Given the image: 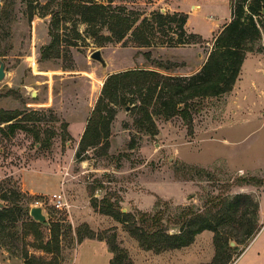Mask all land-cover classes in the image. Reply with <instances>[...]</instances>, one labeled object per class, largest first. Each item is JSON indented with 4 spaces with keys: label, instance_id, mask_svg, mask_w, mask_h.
<instances>
[{
    "label": "rangeland",
    "instance_id": "1",
    "mask_svg": "<svg viewBox=\"0 0 264 264\" xmlns=\"http://www.w3.org/2000/svg\"><path fill=\"white\" fill-rule=\"evenodd\" d=\"M46 3L0 0V63H5L6 71L0 81V110L14 116L9 122L0 121V188L11 197L15 190L25 194L16 200L23 211L10 223L14 224L11 230L23 238L34 206L43 207L49 220L61 225L59 255L38 247L52 237L47 225L40 227V238L33 233L25 238L32 254L47 260L55 257L60 264H110L113 254L106 241L107 247L89 242L78 247L77 229L82 226L85 230V222L78 226L71 223L64 195L69 187L76 198L80 189H86L90 202L93 191L99 203L105 197L117 210L135 214L162 211L168 219L179 214L180 207L204 209L215 196L251 191L257 199L252 190L264 191V182L257 180H264V174L251 175L240 166L264 167V33L257 45L262 51L248 53L239 81L230 92L193 101L192 130L180 115H156L157 133L150 135L135 124L134 104L122 105L111 124L109 148L99 145L85 152L83 160L76 159L107 77L133 68L175 76L195 72L207 60L215 35L231 17L230 0L114 2L143 15L155 10L186 12L187 30L200 34L202 43L140 46L130 35L120 42H102L80 23L82 35L77 39H72L69 24L62 27L64 39L73 40L74 45L63 41L59 53L44 55V47L51 42L52 15L44 7ZM101 33L109 34L106 29ZM97 49L102 51L106 67L91 57ZM244 107L250 109L244 113L248 121L233 124L243 117ZM11 124L16 126L13 131ZM56 194L61 195V207ZM76 203L74 209L83 214L86 202ZM104 218L96 231L110 239L116 235V243L128 254L122 264H212L216 251L210 230L196 235L188 247L157 253L141 247L114 217ZM108 220L119 225L111 227ZM168 226L170 233L177 230L173 223ZM0 263L26 264L1 246Z\"/></svg>",
    "mask_w": 264,
    "mask_h": 264
},
{
    "label": "trees",
    "instance_id": "2",
    "mask_svg": "<svg viewBox=\"0 0 264 264\" xmlns=\"http://www.w3.org/2000/svg\"><path fill=\"white\" fill-rule=\"evenodd\" d=\"M115 0H47L45 8L50 9L51 42L44 47L46 54L60 52L63 41L74 45L73 40L64 39L62 27L71 26L74 36L81 37L79 24L85 23L87 31L98 34L102 42L123 41L130 37L140 46L179 47L202 43L203 38L196 32L187 30L189 15L183 11L162 12L155 10L143 15L139 10L129 9L124 4H115ZM53 5V8L50 6ZM231 17L213 39L207 60L201 68L189 75H166L158 70L133 68L110 74L88 120L85 131L76 151V159L83 160L84 153L99 145L109 148L111 124L116 116L117 108L122 105L134 104L132 111L138 117L135 124L148 134L157 133L156 115L167 118L180 115L187 125L193 128L194 100L207 97H220L230 92L241 75L242 66L248 53L262 51L257 48L264 33V0H230ZM33 12L31 11V17ZM106 29L109 34L101 31ZM92 31V32H91ZM130 35V36H129ZM14 116L10 112L0 110L1 123L9 122ZM12 131L15 125L11 124ZM256 180V178H253ZM264 182L263 179H257ZM0 202V246L10 254L20 257L26 264H60L53 257L49 260L38 257L30 252L25 238L33 233L41 237L40 227L45 225L29 216L26 232L20 240L17 231H12L10 223L16 220V214L23 211L16 200L24 197L22 191L1 192ZM10 194V195H11ZM91 205L95 211L114 217L121 222L130 235L136 238L146 250L157 253L180 249L191 245L196 235L205 230L214 232L215 256L212 264H229L234 254L239 256L245 246L258 234L259 202L249 193L215 196L206 203L204 209L196 210L192 206L180 207L181 212L174 218H166L162 211L148 213L138 211L137 214L117 210L116 204L103 198L99 203L91 191ZM11 203V204H7ZM160 202H157V206ZM173 223L177 230L169 231ZM78 227V241L85 238L104 240L113 254L110 264H122L128 257L127 251L116 243V235L107 238L88 223ZM51 239L41 242L39 248L59 255V221L49 220ZM230 241L236 245L231 246ZM243 245L244 248H240Z\"/></svg>",
    "mask_w": 264,
    "mask_h": 264
},
{
    "label": "crops",
    "instance_id": "3",
    "mask_svg": "<svg viewBox=\"0 0 264 264\" xmlns=\"http://www.w3.org/2000/svg\"><path fill=\"white\" fill-rule=\"evenodd\" d=\"M230 16H231V14H230ZM229 20L225 21V23H227ZM199 69L200 68H197L195 70V72L198 71ZM192 73H194V72H191V74ZM238 81L239 80H237V83H238ZM245 108L246 107H244V110H245ZM249 110L250 109H248V108L245 111L241 110L243 117H241L239 122H236L233 124H237V123H241V122H243V123L247 122L248 118L244 117V113L246 111H249ZM240 169L251 174V175H256L257 173H263L264 174V167L246 168V167L240 166ZM69 188L65 189L64 195L67 198L68 208L70 209L71 223L74 226H78L80 223L86 222V223L91 225L92 229L98 230L101 222L104 221L105 218H104L103 214H99V212L95 211L93 209V207L91 206V202H90L89 194H88L87 190L86 189H80V193H78L79 195H77L78 198H76L72 189H69ZM252 191L254 193H256L257 201L259 202L258 216H259V225L261 226V229L258 232V234L252 239V241L247 245V247H245V249L242 251V253L239 256L234 258V260L232 261L233 263L231 262V264H264V191H258L257 188H255V190H252ZM249 193H251V191ZM79 200L86 202V204L84 206L85 212H83V214H82L81 210L77 211L74 209L75 206H77L76 201H79ZM75 213H78L79 215H75ZM109 223H110L111 227L119 225L117 223H113L112 221L111 222L109 221ZM86 242L101 243V244H104V246H106V244H105L106 242L104 240L85 238L78 245V247H80L81 245H84ZM183 248H185V247H183ZM214 256H215V254H214ZM214 256H213V258H214ZM213 258H212V260H213Z\"/></svg>",
    "mask_w": 264,
    "mask_h": 264
},
{
    "label": "water",
    "instance_id": "4",
    "mask_svg": "<svg viewBox=\"0 0 264 264\" xmlns=\"http://www.w3.org/2000/svg\"><path fill=\"white\" fill-rule=\"evenodd\" d=\"M262 12L264 14V9ZM91 57L94 60L99 61L104 67L107 66V62H106V60L103 56V53L100 49H97L94 52H92ZM5 75H6L5 63L3 61H1V63H0V81L5 78ZM127 109H129V107ZM3 206H4V203L0 202V207H3ZM30 214L34 218V220H36L38 222H42L45 225L49 226V216L44 213L43 207H41V206L32 207L30 210ZM230 245L235 246L236 245L235 241H230Z\"/></svg>",
    "mask_w": 264,
    "mask_h": 264
},
{
    "label": "built area",
    "instance_id": "5",
    "mask_svg": "<svg viewBox=\"0 0 264 264\" xmlns=\"http://www.w3.org/2000/svg\"><path fill=\"white\" fill-rule=\"evenodd\" d=\"M54 197H55V198H58L57 205H58V207H61V206H62V201L60 200V199H61V195L58 196V195L56 194Z\"/></svg>",
    "mask_w": 264,
    "mask_h": 264
}]
</instances>
